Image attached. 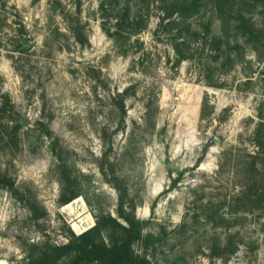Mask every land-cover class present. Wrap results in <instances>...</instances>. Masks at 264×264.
Returning a JSON list of instances; mask_svg holds the SVG:
<instances>
[{
  "label": "rangeland",
  "instance_id": "obj_1",
  "mask_svg": "<svg viewBox=\"0 0 264 264\" xmlns=\"http://www.w3.org/2000/svg\"><path fill=\"white\" fill-rule=\"evenodd\" d=\"M182 1L0 0V264L117 217L116 182L153 264H264V0H198L189 33Z\"/></svg>",
  "mask_w": 264,
  "mask_h": 264
},
{
  "label": "trees",
  "instance_id": "obj_2",
  "mask_svg": "<svg viewBox=\"0 0 264 264\" xmlns=\"http://www.w3.org/2000/svg\"><path fill=\"white\" fill-rule=\"evenodd\" d=\"M198 0L182 1L177 10L181 27L198 10ZM179 3V2H175ZM182 29L189 33L191 24ZM44 126V124H40ZM20 126H15V131ZM55 168L61 187V202L67 204L77 197L86 196L71 163L63 157V150L56 153ZM113 173V172H112ZM4 180L0 178V185ZM119 194L117 217L98 212L94 214V224L67 243L55 245L44 243L33 245L21 264H153L146 251L159 240L146 229L147 221L135 216V204L128 199L124 186L116 182ZM138 245V248L135 246Z\"/></svg>",
  "mask_w": 264,
  "mask_h": 264
},
{
  "label": "water",
  "instance_id": "obj_3",
  "mask_svg": "<svg viewBox=\"0 0 264 264\" xmlns=\"http://www.w3.org/2000/svg\"><path fill=\"white\" fill-rule=\"evenodd\" d=\"M172 168H174V166H171Z\"/></svg>",
  "mask_w": 264,
  "mask_h": 264
}]
</instances>
